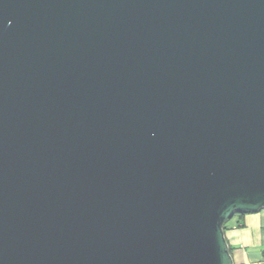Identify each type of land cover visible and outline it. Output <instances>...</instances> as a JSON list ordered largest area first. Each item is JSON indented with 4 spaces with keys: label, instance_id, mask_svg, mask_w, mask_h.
Segmentation results:
<instances>
[{
    "label": "water",
    "instance_id": "obj_1",
    "mask_svg": "<svg viewBox=\"0 0 264 264\" xmlns=\"http://www.w3.org/2000/svg\"><path fill=\"white\" fill-rule=\"evenodd\" d=\"M264 210V0H0V264H234Z\"/></svg>",
    "mask_w": 264,
    "mask_h": 264
},
{
    "label": "crops",
    "instance_id": "obj_2",
    "mask_svg": "<svg viewBox=\"0 0 264 264\" xmlns=\"http://www.w3.org/2000/svg\"><path fill=\"white\" fill-rule=\"evenodd\" d=\"M234 264H264V210L233 216L224 228Z\"/></svg>",
    "mask_w": 264,
    "mask_h": 264
},
{
    "label": "trees",
    "instance_id": "obj_3",
    "mask_svg": "<svg viewBox=\"0 0 264 264\" xmlns=\"http://www.w3.org/2000/svg\"><path fill=\"white\" fill-rule=\"evenodd\" d=\"M237 215V214H236ZM238 215H242V214H238ZM235 216V215H234ZM224 228H225V225H224ZM224 228H223V230H224ZM229 251H230V253H231V249L229 248ZM262 255H263V258H264V251H263V253H262Z\"/></svg>",
    "mask_w": 264,
    "mask_h": 264
}]
</instances>
